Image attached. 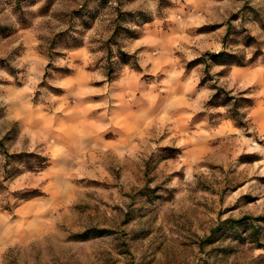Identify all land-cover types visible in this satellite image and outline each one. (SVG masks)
<instances>
[{
  "label": "rangeland",
  "instance_id": "1",
  "mask_svg": "<svg viewBox=\"0 0 264 264\" xmlns=\"http://www.w3.org/2000/svg\"><path fill=\"white\" fill-rule=\"evenodd\" d=\"M0 264H264V0H0Z\"/></svg>",
  "mask_w": 264,
  "mask_h": 264
},
{
  "label": "trees",
  "instance_id": "2",
  "mask_svg": "<svg viewBox=\"0 0 264 264\" xmlns=\"http://www.w3.org/2000/svg\"><path fill=\"white\" fill-rule=\"evenodd\" d=\"M218 54H220V53H218ZM211 55L215 56L216 54H211ZM220 91H221V90H220ZM227 97H229V99H230V96H227ZM235 100H237V101H239V100H244V101H249V102H251V100H250L249 98H240V99L235 98ZM235 105H236V107H239L238 102H236ZM261 218H263V217H261Z\"/></svg>",
  "mask_w": 264,
  "mask_h": 264
}]
</instances>
